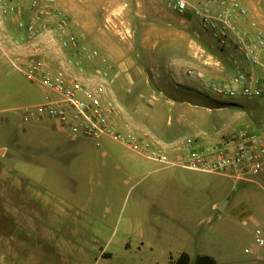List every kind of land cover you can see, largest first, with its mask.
<instances>
[{
	"label": "rangeland",
	"instance_id": "374dc122",
	"mask_svg": "<svg viewBox=\"0 0 264 264\" xmlns=\"http://www.w3.org/2000/svg\"><path fill=\"white\" fill-rule=\"evenodd\" d=\"M18 1L23 3L16 1L13 6L27 11V18L23 17L27 22L31 0ZM185 1L188 10L184 14L172 11L167 0H56V5L68 18L78 44L96 50L109 64L108 79L103 83L107 99L121 118L148 132L158 143L171 146L191 138L207 149L219 147L240 131L259 133L264 124L262 100L223 98L207 90L196 99L178 95L171 100L179 104L188 100L192 116L183 112L176 117L161 108L159 94L132 96L133 78L140 80L142 90L144 79L158 90L168 88L171 75L166 65L178 52L142 48L140 43L150 41L153 32L162 35L176 24L173 19L178 16L194 29L193 33L182 29L185 34L199 41L196 32L203 26L195 10L204 5L210 12L220 10L221 0ZM245 1H259L264 9V0ZM238 3L248 12L241 0ZM43 25L38 41L25 33L23 54H13L27 57L28 46L37 42L59 60L70 59L81 80L95 86L101 62L80 49L58 52L52 45L58 39L53 41L49 33L54 25ZM214 41L212 37L211 44L202 43L203 49L225 64L230 52L214 48ZM5 60L9 68H0V264H173L179 255L166 257V253L177 248L212 255L219 264H262L244 250L252 244L256 225L264 221V175L252 182L234 183L223 176L201 174L209 200L225 206L205 218L199 233L190 240L157 241L145 233L124 236L121 229L126 224L137 226L136 221L143 217L138 201L145 185H134L115 171L112 160L127 152L104 140L100 148L85 139L72 140L53 121L21 125L14 110L37 103L43 91L26 82ZM70 155L73 159L86 157L76 166L87 174L70 175ZM105 170L112 178L101 177ZM76 204L97 208H93L94 215L78 219L79 210L70 209Z\"/></svg>",
	"mask_w": 264,
	"mask_h": 264
},
{
	"label": "built area",
	"instance_id": "2783aa9c",
	"mask_svg": "<svg viewBox=\"0 0 264 264\" xmlns=\"http://www.w3.org/2000/svg\"><path fill=\"white\" fill-rule=\"evenodd\" d=\"M167 4L177 14L188 10L185 0H167ZM219 5L220 10L215 13L204 5L195 10V14L202 26L212 33L218 47L230 52L228 61L233 64L234 73L221 83H204V89L218 97L264 101V34L254 21L248 28L236 24L237 19L247 17V11L238 0H221ZM29 10L31 18L26 22L23 8L0 5V15L13 16L30 40L38 41L43 24L51 22L54 27L49 33L53 41L58 39L52 44L58 52L80 49L88 58L98 59L102 69L97 73L98 83L92 87L75 73L70 59L59 60L54 54L45 52L44 46L37 42L28 46L27 57L7 53L11 67L26 82L43 91L37 103L14 110L21 125L53 121L72 140L83 138L100 148L102 140L107 138L163 167L223 176L234 183L252 182L264 175V124L259 133L240 131L216 148L202 149L191 138L171 146L160 144L148 132L123 120L117 107L107 99L103 82H107L109 64L96 50L78 44L70 32L68 18L58 10L56 0H31ZM1 117L2 112L0 121ZM172 151L177 152L176 160L170 159ZM244 252L264 264V221L254 228L252 244Z\"/></svg>",
	"mask_w": 264,
	"mask_h": 264
},
{
	"label": "crops",
	"instance_id": "0c3cea01",
	"mask_svg": "<svg viewBox=\"0 0 264 264\" xmlns=\"http://www.w3.org/2000/svg\"><path fill=\"white\" fill-rule=\"evenodd\" d=\"M16 1L20 4L23 3L18 0H0V5H14ZM241 2L248 9L247 17L237 19L236 24L240 28H248L249 23L254 21L264 34V9L261 2L252 3L245 0H241ZM27 14L25 10L23 15L25 19L28 16ZM173 20L176 24L170 25L166 31H162L164 36L163 34L158 35L160 32L156 34L153 32L150 41L145 43V45L140 43L142 48L156 49L161 47L178 51L176 53L177 57H172V63L166 65V71L170 72L171 75L170 81L166 83L170 84L169 87L164 90H158L154 88L151 81L144 79L146 87L142 90L140 80L133 78L130 79V92H132L134 97H141L145 94L152 96L159 94L163 98L160 106L165 113L172 111L176 117H179L182 115L181 113L187 112L192 116L188 100H184L182 104H179V102H175L171 98L180 95L184 99H196L197 94L205 93L204 83L223 82L233 75L234 67L231 62L226 61L224 64L219 60L218 56L211 55L203 49L202 43L206 44L210 41L211 44L212 41L213 36H210L212 33L208 29L201 27L199 31H195L199 37L198 41L191 39V35L189 34L190 36H188L182 30L186 29L192 33L194 30L187 27L182 17L178 16ZM0 22V68L3 66L9 68V64L5 60L6 54H23L25 44L22 41L25 31L18 27L11 15H0ZM215 46L219 48L216 41H214V48ZM188 72L191 75H188ZM207 110L210 111L209 109ZM103 140L106 143L112 142L107 138ZM114 144L127 152L112 160L115 171L118 174H122L129 181H133L134 185L145 183L141 190V198L138 201L143 208V217L138 218L136 221L137 226L126 224L121 229L124 236H142L145 233L148 237H152L153 240L156 239L157 241L161 239L170 242L190 240L192 239L191 236L199 233L204 219L209 218L213 212L217 213L216 209L223 204L217 202L218 200H209L204 190V181L201 174L179 167H163L148 161L139 154L130 152L120 144ZM74 158L70 155V175L81 176L87 174L76 166L79 165V162L85 161L86 157L77 156ZM177 158V152L172 151L170 159L176 160ZM101 175V177L112 178V173L106 170L101 172ZM93 208L96 209L97 207L91 204L70 206V209L79 210L77 211L79 213L78 219L81 216L84 218L85 215L92 216ZM110 210L107 209L108 212ZM70 218L76 219L72 216ZM182 253H185L190 258L198 256L213 258L212 255L192 254L190 250L184 248L169 249L166 257L171 254L180 255ZM215 262L219 264L217 260Z\"/></svg>",
	"mask_w": 264,
	"mask_h": 264
},
{
	"label": "trees",
	"instance_id": "16d2710c",
	"mask_svg": "<svg viewBox=\"0 0 264 264\" xmlns=\"http://www.w3.org/2000/svg\"><path fill=\"white\" fill-rule=\"evenodd\" d=\"M173 264H216V262L209 256H198L192 262L188 255L182 253L178 256Z\"/></svg>",
	"mask_w": 264,
	"mask_h": 264
},
{
	"label": "water",
	"instance_id": "95a60500",
	"mask_svg": "<svg viewBox=\"0 0 264 264\" xmlns=\"http://www.w3.org/2000/svg\"><path fill=\"white\" fill-rule=\"evenodd\" d=\"M224 206H225V205H224V203H223L219 208L222 209V208H224Z\"/></svg>",
	"mask_w": 264,
	"mask_h": 264
}]
</instances>
